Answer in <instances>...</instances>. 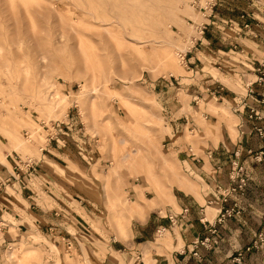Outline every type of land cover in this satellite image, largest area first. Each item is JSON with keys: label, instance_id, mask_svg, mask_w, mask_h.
<instances>
[{"label": "rangeland", "instance_id": "rangeland-1", "mask_svg": "<svg viewBox=\"0 0 264 264\" xmlns=\"http://www.w3.org/2000/svg\"><path fill=\"white\" fill-rule=\"evenodd\" d=\"M255 3L263 5L227 0L226 8L232 18L238 7L247 9ZM208 20L190 0H0V171L3 165L13 171L19 158L35 161L18 179L23 184L30 181L33 191L26 189L32 196L21 192L18 181L7 185L12 207L0 217V227L10 220L15 230L17 223L25 222L18 217L26 216L30 201L32 209L49 212L46 220L57 218L58 211L59 219H68L81 231L94 235L102 220L113 233L125 236L130 222L125 204L133 198L132 184L139 182L152 195L162 182L161 173L168 171L160 156L169 152L163 115L190 97L177 81L186 83L193 75L185 55L201 35L197 25ZM227 22L225 31L233 36L234 22ZM189 36L193 39L184 57H178L173 44L183 46ZM263 61L264 55L254 69L243 73L244 95L246 83L264 71L257 69ZM205 67L213 73V92L222 80L226 82L224 67L213 63ZM253 84L255 97L258 89L264 90V80ZM247 98L242 103L249 104ZM263 110L261 95L248 113L250 134L261 138L259 128L264 130V124L257 121L263 120ZM185 130L184 138L194 145L195 134ZM28 132L34 133L31 140ZM53 145L62 148L63 160L50 153ZM238 150L239 156L233 158L238 165L230 162L228 170L235 172V180L231 184L229 177L217 193L235 185L237 191L228 202H238L241 214L243 197L251 187L255 198L249 207L261 212L264 147ZM43 152L60 164L45 163ZM51 226L45 224L44 232L38 233L30 227L26 237L6 242L4 264H81L78 242L70 240L69 246L64 227L58 231Z\"/></svg>", "mask_w": 264, "mask_h": 264}, {"label": "crops", "instance_id": "crops-1", "mask_svg": "<svg viewBox=\"0 0 264 264\" xmlns=\"http://www.w3.org/2000/svg\"><path fill=\"white\" fill-rule=\"evenodd\" d=\"M255 1L263 5L255 3L247 9L238 7L231 18L226 8L227 0H217L212 8V16L208 17L210 21L204 34L199 35L187 49L186 58L193 75L184 77L188 79L186 83L184 80H178L177 83L189 91L190 97L185 104L171 107L168 110L170 113L166 109L168 115H163V121L167 124L169 152L162 151L160 156L168 171L161 173L162 182L157 183L152 195L143 190L139 182L132 184V203L127 198L125 204V213L130 220L126 226L127 234L122 236L113 233L107 223L99 220L93 235V232L77 229L68 219H59L58 211L57 218L46 220L49 212L32 209L29 201L26 216L19 214L18 217V220L25 222L17 223L15 230L10 228L9 223H13L10 220L0 227V264H4L2 252L6 242L20 236L26 237L30 227L37 233L44 232L45 224H51L52 230L67 224L63 229L69 236L65 238L72 243L73 239L78 242L82 249L78 256L87 264H264V241L259 247L246 250L258 233L264 232V208L261 212H254L249 207L255 198L251 187H248L250 192L241 203L243 213H237L220 223L218 233L213 235L212 247L200 246V255H195L192 243L206 232L202 216L213 220L218 213L222 203H215L216 197H220L217 187L229 180L228 170L236 149L250 151V148L264 147V138L256 132L251 135L248 129L252 124L248 119L250 107L264 95V90L258 89L255 97L247 98L249 104L242 103L246 98L243 73L254 69L256 61L264 55V0ZM228 20L234 22L233 36L225 31L224 24ZM237 28L240 29V35ZM207 63L224 67L221 73L226 82L222 80V86H216L213 92L210 90L214 87V77L210 69L205 67ZM196 71L198 74H195ZM257 122L264 124V118ZM185 128L195 134L194 145L184 138ZM49 151L60 159L64 158L62 148L57 145H53ZM43 155V161L54 167L61 162H53L45 153ZM2 168L0 176L7 177L11 171L9 166L3 165ZM257 168L261 169V166L257 165ZM251 170L247 166V172L252 173ZM146 174L148 177L151 175L149 168ZM15 181L19 182L21 192L32 196L30 181L23 184L13 179L10 184ZM26 187L31 188L30 191ZM8 191L6 187L0 195L2 218L6 215L4 211L12 207L13 195L7 194ZM117 194L127 197L120 191ZM21 197L25 199L27 196ZM260 198L264 202V195ZM207 200L210 204L204 206ZM92 240L97 242V246ZM240 251L243 253V263L234 259Z\"/></svg>", "mask_w": 264, "mask_h": 264}, {"label": "built area", "instance_id": "built-area-1", "mask_svg": "<svg viewBox=\"0 0 264 264\" xmlns=\"http://www.w3.org/2000/svg\"><path fill=\"white\" fill-rule=\"evenodd\" d=\"M190 1L196 9L199 8L200 10H205L207 8V5L200 4L201 2H199V0H190ZM212 1H209L210 2L209 3L210 12L208 13L209 14L208 17L212 16V8L214 7V5L217 2V0H214L213 2ZM189 20H190V18H189ZM207 25H208V21H203L202 23L199 24V27L201 28V30H200L201 35L204 34V30L207 27ZM186 55H187V52H186ZM263 62H260L259 67L257 68L260 71L263 70V68H264ZM263 80H264V71H261L260 74L258 75V77L255 78V80H252V81H249L248 83H246L247 87H248L246 96L252 97L254 92H255V87H254L253 83L255 81L258 83H261ZM245 104H247V103L245 102ZM236 107H237V109H239V106H236ZM259 130H260L261 135L264 136V130H262V128H259ZM238 154H239V150L236 149V151L234 152V155H236L238 157L239 156ZM34 162L35 161H33L29 158H24L23 160H22V158H19L17 163L13 166V171H10L9 175H7V177H1L0 176V195L2 193V190L5 189L8 184H10L11 180L20 179L19 177H20L21 172H22L24 167L26 169L33 168L34 164H35ZM231 163H232L233 167H234V165H236V166L238 165V162L236 159H232ZM229 177H230L231 184H232V182H234V180H235V172L229 173ZM238 185L241 186L240 183ZM218 187H221V184ZM234 191H237L235 185L228 186V188H226V190L220 191V202L222 204L219 206L218 213L213 220H210V219L206 218L205 216H202L201 221L204 223V226L206 227V232L203 234V237H200V238H198L192 242L194 244V248H195L194 249L195 255H200L199 251H198V248L200 246L204 245L207 248L212 247L213 235L218 233L220 223L224 222L227 218H229L231 216L237 215V213H239L241 211V207L238 205V202H236V201L233 203L228 202L231 193H233ZM186 209H187V207H186ZM263 241H264V232H259L258 235L256 236V238L252 241V244L246 246V250H251L253 248L259 247V245ZM68 244L70 246V241H68ZM242 254H243L242 251H240L238 253V256L234 258L235 261H237L238 263L239 262L243 263L244 261L241 258Z\"/></svg>", "mask_w": 264, "mask_h": 264}, {"label": "bare ground", "instance_id": "bare-ground-1", "mask_svg": "<svg viewBox=\"0 0 264 264\" xmlns=\"http://www.w3.org/2000/svg\"><path fill=\"white\" fill-rule=\"evenodd\" d=\"M199 2H201V0H199ZM205 2H206V4L205 5H207V8L205 9V10H202L203 11V14H205V16L208 18V13L210 12V7H209V0L208 1H206L205 0ZM193 6V5H192ZM191 19V18H190ZM202 23V22H201ZM197 26H199V25H197ZM196 26V27H197ZM200 30H201V28H200ZM192 37H190L189 36V38H187V40L183 43V46H178V45H175V44H173L174 45V47L176 48V50H177V53H176V55H178V57H184V55H183V53H184V51H185V47H187L188 46V43L190 42V41H192ZM168 44H172V43H170V42H167ZM140 47V46H139ZM164 58V57H163ZM177 59V58H176ZM174 69V68H173ZM175 70L176 69H174L173 71L175 72ZM62 110H63V108H62ZM53 127H54V125H53ZM55 128V127H54ZM33 134L34 133H29L28 132V136H29V138L27 137V140L29 139V140H31V138L30 137H33ZM42 150V149H41ZM44 153V152H43ZM130 155H131V153L130 154H128L127 156H129L130 157ZM25 158H28V157H25ZM29 159H31L32 160V157H29ZM168 163V162H167ZM215 203L216 204H219V202L218 201H215ZM210 204V203H209Z\"/></svg>", "mask_w": 264, "mask_h": 264}]
</instances>
